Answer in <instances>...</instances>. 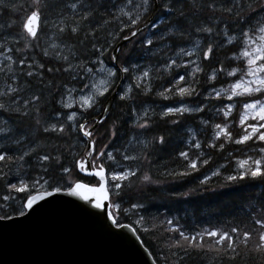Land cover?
<instances>
[{
	"label": "snow or ice",
	"instance_id": "6c2138e0",
	"mask_svg": "<svg viewBox=\"0 0 264 264\" xmlns=\"http://www.w3.org/2000/svg\"><path fill=\"white\" fill-rule=\"evenodd\" d=\"M51 140L74 141L73 166ZM213 164L199 190L259 189L244 218L166 219L153 251L145 205L125 197ZM57 202L127 230L148 264H264V0H0V222Z\"/></svg>",
	"mask_w": 264,
	"mask_h": 264
},
{
	"label": "water",
	"instance_id": "95a60500",
	"mask_svg": "<svg viewBox=\"0 0 264 264\" xmlns=\"http://www.w3.org/2000/svg\"><path fill=\"white\" fill-rule=\"evenodd\" d=\"M119 231L120 237L109 236L57 202L29 220L0 222V264H148L127 230Z\"/></svg>",
	"mask_w": 264,
	"mask_h": 264
},
{
	"label": "trees",
	"instance_id": "16d2710c",
	"mask_svg": "<svg viewBox=\"0 0 264 264\" xmlns=\"http://www.w3.org/2000/svg\"><path fill=\"white\" fill-rule=\"evenodd\" d=\"M140 62L146 63L147 61L141 60ZM104 142L106 143L107 141L105 140ZM63 144L64 143H62V145ZM79 150L80 151H78V153L82 155L84 149L80 148ZM64 151L66 152L65 149ZM76 159H79V155H70L69 157H67L65 161L66 166H73ZM167 159L168 157L165 154L162 162H166ZM198 174L202 175L201 173H195L192 176ZM217 178L219 177L213 176V178L208 181L205 186L207 188V191H202L199 190L200 188H197L198 192L196 194L188 197L186 200L178 201V205L174 207L161 205L157 208H147V196H150L151 194L149 191L140 193V196L135 201H131H138L145 205V207L140 210L138 215L146 217V222L143 224V227L154 229V234L142 233L148 246H150L153 251H155L159 247L157 238L163 234V229L160 226L164 224V221L166 219L177 217L180 220V224L184 226L186 230L198 231L201 228L209 227L210 225H230L244 218V214L241 209L247 207V204L250 202V194H254L256 191H259V189L257 188L253 190L251 188L222 187V183H218ZM197 180L198 179L196 176L190 181H193L195 183V181ZM186 183L190 184L189 177L181 180L175 185H172L171 182L164 183L159 189L154 191L156 193H162L168 195V197L170 198H173V191L183 192L187 191L190 188H196L193 187L196 183H193V186H188L186 185ZM197 184L199 185V182ZM141 194H146V196L143 197L141 196ZM198 194L205 195L203 199H206V201H204L203 205H195V203L193 202V197ZM229 205L231 206V209L228 207ZM124 206H129V201L126 198ZM121 219L122 222L131 223L137 220V216L133 215L128 219H124L122 217ZM140 226L141 225L139 224L137 225V227ZM187 264H206V262L202 261L199 257L194 256L190 258ZM248 264H252V262L249 261Z\"/></svg>",
	"mask_w": 264,
	"mask_h": 264
},
{
	"label": "bare ground",
	"instance_id": "6f19581e",
	"mask_svg": "<svg viewBox=\"0 0 264 264\" xmlns=\"http://www.w3.org/2000/svg\"><path fill=\"white\" fill-rule=\"evenodd\" d=\"M5 19H7V17H5ZM121 43H123L126 47L128 46V43L126 41H121ZM179 139V135L178 134H173V147L176 146V142L177 140ZM52 141V143H51ZM50 141V144H53V145H59L61 147L62 150H66L65 153H67V149H68V145L69 144H73L74 141H63V140H51ZM62 143H64L62 145ZM64 147V148H63ZM82 146H79L77 145L73 151L74 152H78L80 151L79 149L81 148ZM70 155L67 154V157H69ZM215 164H213L211 167L209 168H205L203 169V172H201L202 175L198 174V175H194L192 177H189V182L190 184H187L188 186H193V181H190L192 178L196 177L197 176V181H195V185L193 187H196V188H200V186L197 184L201 179H203L204 175L207 174V175H211V171L215 168ZM32 175L35 174V169H33ZM213 178V177H211ZM187 180V179H186ZM217 182L218 183H223V180H222V177H219L217 178ZM151 194L150 196H147V208H157L161 205H167V206H170V207H174L176 205H178V201L175 200L174 198H170L168 197V195H165V194H162V193H156L155 191H149ZM140 196V193L136 192V191H133L131 193V197L129 198L128 196H126L125 198L129 201V199L131 201H135L138 197ZM141 196H146V194H141ZM205 197V195L203 194H198V195H195L193 197V202L195 203V205H203L204 201H206V199H203ZM230 209H231V206L229 205L228 206ZM228 211V210H227ZM229 212V211H228Z\"/></svg>",
	"mask_w": 264,
	"mask_h": 264
}]
</instances>
